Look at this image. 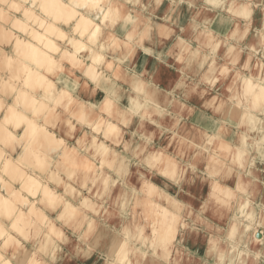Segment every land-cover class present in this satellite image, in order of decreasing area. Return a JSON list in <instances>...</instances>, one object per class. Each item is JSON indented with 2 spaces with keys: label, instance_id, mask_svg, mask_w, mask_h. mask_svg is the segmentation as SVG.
Returning <instances> with one entry per match:
<instances>
[{
  "label": "clouds",
  "instance_id": "clouds-1",
  "mask_svg": "<svg viewBox=\"0 0 264 264\" xmlns=\"http://www.w3.org/2000/svg\"><path fill=\"white\" fill-rule=\"evenodd\" d=\"M98 261L264 264V0H0V264Z\"/></svg>",
  "mask_w": 264,
  "mask_h": 264
},
{
  "label": "rangeland",
  "instance_id": "rangeland-1",
  "mask_svg": "<svg viewBox=\"0 0 264 264\" xmlns=\"http://www.w3.org/2000/svg\"><path fill=\"white\" fill-rule=\"evenodd\" d=\"M203 187H204V186L201 185V184L199 183V181H198V182H197V185H196V187H195V189H190V190H191L192 192H194V194H195L196 196L202 198V192H201V190H202ZM173 190L175 191V189H173ZM182 198H183V199H189V197H187V196H182ZM98 264H102V262H99V261H98Z\"/></svg>",
  "mask_w": 264,
  "mask_h": 264
}]
</instances>
